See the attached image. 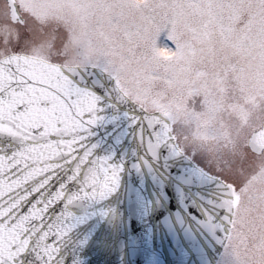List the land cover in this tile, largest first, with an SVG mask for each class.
<instances>
[{"label": "snow or ice", "instance_id": "snow-or-ice-1", "mask_svg": "<svg viewBox=\"0 0 264 264\" xmlns=\"http://www.w3.org/2000/svg\"><path fill=\"white\" fill-rule=\"evenodd\" d=\"M153 213L165 264H264V0H5L0 264H131Z\"/></svg>", "mask_w": 264, "mask_h": 264}, {"label": "water", "instance_id": "water-1", "mask_svg": "<svg viewBox=\"0 0 264 264\" xmlns=\"http://www.w3.org/2000/svg\"><path fill=\"white\" fill-rule=\"evenodd\" d=\"M174 211V209H173ZM153 216L156 217L155 220L149 218L148 227L153 229V236L150 242L149 247L154 249L150 251L147 255H133L131 257V264H165L163 256L160 253L163 252L165 247H168L169 255L173 259L176 258V254L173 253L172 248L168 246V239L170 237L163 236L162 233L158 230L157 221H160V217L157 213H153ZM167 219V218H165ZM134 231L140 233L146 230V225L143 223H135ZM163 227V221H160L159 228ZM92 248L86 247L83 251V255L86 258V264H107L109 259H117L118 262V253L114 250L110 251L103 241V239L93 238L90 241ZM107 252V255L105 253Z\"/></svg>", "mask_w": 264, "mask_h": 264}, {"label": "rangeland", "instance_id": "rangeland-1", "mask_svg": "<svg viewBox=\"0 0 264 264\" xmlns=\"http://www.w3.org/2000/svg\"><path fill=\"white\" fill-rule=\"evenodd\" d=\"M3 8H4V5L0 3V11H2ZM40 39L47 40L48 37H47V36H42V37H40ZM58 43H59V42L57 41V44H58Z\"/></svg>", "mask_w": 264, "mask_h": 264}, {"label": "flooded vegetation", "instance_id": "flooded-vegetation-1", "mask_svg": "<svg viewBox=\"0 0 264 264\" xmlns=\"http://www.w3.org/2000/svg\"><path fill=\"white\" fill-rule=\"evenodd\" d=\"M0 3L5 6V0H0Z\"/></svg>", "mask_w": 264, "mask_h": 264}]
</instances>
